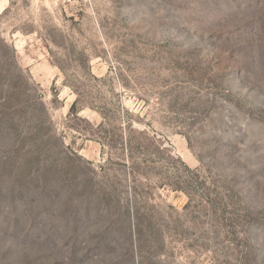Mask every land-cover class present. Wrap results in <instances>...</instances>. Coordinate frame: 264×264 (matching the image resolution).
Here are the masks:
<instances>
[{
  "label": "rangeland",
  "instance_id": "rangeland-1",
  "mask_svg": "<svg viewBox=\"0 0 264 264\" xmlns=\"http://www.w3.org/2000/svg\"><path fill=\"white\" fill-rule=\"evenodd\" d=\"M0 264H264V0H0Z\"/></svg>",
  "mask_w": 264,
  "mask_h": 264
}]
</instances>
